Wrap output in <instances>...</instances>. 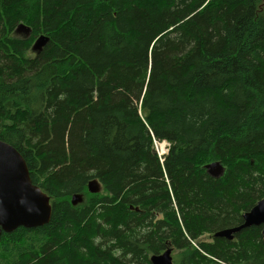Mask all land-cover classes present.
Returning a JSON list of instances; mask_svg holds the SVG:
<instances>
[{"label":"trees","instance_id":"1","mask_svg":"<svg viewBox=\"0 0 264 264\" xmlns=\"http://www.w3.org/2000/svg\"><path fill=\"white\" fill-rule=\"evenodd\" d=\"M0 140L51 204L0 264H264L213 236L264 197V1L0 0Z\"/></svg>","mask_w":264,"mask_h":264},{"label":"water","instance_id":"2","mask_svg":"<svg viewBox=\"0 0 264 264\" xmlns=\"http://www.w3.org/2000/svg\"><path fill=\"white\" fill-rule=\"evenodd\" d=\"M264 1V0H263ZM23 30L26 35L30 27L19 23L16 32ZM48 41V36L40 34L32 44V50L39 52ZM207 172L218 177L223 172V166L218 161L206 164ZM89 191H93L88 184ZM83 201L81 193L70 197L72 205ZM51 216L49 197L37 185L33 184L26 163L19 151L11 144L0 140V234L10 232L18 226L35 227L47 223ZM264 224V197L242 214V222L238 225L218 230L214 237L228 240L242 228ZM264 243V225L261 231ZM151 264H172L171 249L150 255Z\"/></svg>","mask_w":264,"mask_h":264},{"label":"rangeland","instance_id":"3","mask_svg":"<svg viewBox=\"0 0 264 264\" xmlns=\"http://www.w3.org/2000/svg\"><path fill=\"white\" fill-rule=\"evenodd\" d=\"M18 33L20 34V37H24V36L26 37V36H27L23 30H20ZM30 33H31V32H30ZM37 36H38V35H37ZM37 36H36V37H37ZM25 37H24V38H25ZM36 37L33 39L32 44L34 43V40L36 39ZM32 44H31V47H32ZM166 147H167V146L164 145V148H165V149H166ZM157 151L160 152V153H162V152H161V146L157 145ZM93 191H94V190H93ZM82 195H83V194H82ZM83 198H84V196H83ZM260 225H264V224H260Z\"/></svg>","mask_w":264,"mask_h":264},{"label":"built area","instance_id":"4","mask_svg":"<svg viewBox=\"0 0 264 264\" xmlns=\"http://www.w3.org/2000/svg\"><path fill=\"white\" fill-rule=\"evenodd\" d=\"M164 144H168L167 142H164L163 141V143H161V142H155V149H156V151H157V145H159V146H161V152L163 153L164 152V150H166L165 148H164ZM158 152V151H157ZM162 153H160V152H158V154L160 155V154H162Z\"/></svg>","mask_w":264,"mask_h":264},{"label":"bare ground","instance_id":"5","mask_svg":"<svg viewBox=\"0 0 264 264\" xmlns=\"http://www.w3.org/2000/svg\"><path fill=\"white\" fill-rule=\"evenodd\" d=\"M161 143H163V142H161ZM164 145L168 146V144H164ZM166 149H167V147H166ZM172 261H173V260H172Z\"/></svg>","mask_w":264,"mask_h":264}]
</instances>
